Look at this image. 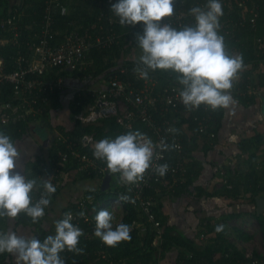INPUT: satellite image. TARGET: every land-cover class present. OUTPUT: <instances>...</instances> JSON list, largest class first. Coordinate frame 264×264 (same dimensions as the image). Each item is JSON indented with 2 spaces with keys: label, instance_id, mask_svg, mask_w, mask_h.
<instances>
[{
  "label": "built area",
  "instance_id": "built-area-1",
  "mask_svg": "<svg viewBox=\"0 0 264 264\" xmlns=\"http://www.w3.org/2000/svg\"><path fill=\"white\" fill-rule=\"evenodd\" d=\"M232 2L237 3V7L244 10L241 11L243 15L246 13V4L251 2L253 9L249 21L254 23L256 14L253 10L257 7L254 1L220 0L222 10L228 9ZM206 3L207 0H202L197 6L203 8ZM59 6L60 0L44 1L41 21L34 23L37 30L29 36L27 42L29 55H23L18 50L12 58L11 65H9V67L11 66L10 70H6L4 59L0 57V95L4 90H8L13 100V103L10 101L0 103V128L6 126L16 116L29 124L42 118L47 108L55 102V95L60 94L66 88L62 76L64 72L85 71L86 67L92 64L88 61L90 51H110L128 42L134 34L143 32L142 23L135 26H121L118 22L119 18L110 11V8L108 13L102 12L97 17L102 25L96 28L97 35L95 37L86 36L87 30L84 34L68 31L60 42H56L55 19ZM189 10H176L172 17L162 21V23L168 22L178 30L183 27L186 19L193 21L194 25V17L190 15ZM21 36L19 21L15 14L0 17V48L11 45L16 46ZM261 42L260 39L257 40L258 44H261ZM111 70L112 68L105 73ZM128 72L127 66L123 65L111 71L112 75L105 79L102 86L98 88L70 87L73 92L71 98L73 104L79 106L81 101L85 102L84 108L75 114L73 119L82 128L98 126L103 120H114L119 128L116 132H120V134L135 131L134 126L136 123L141 125L144 128L143 134L150 138L156 146L153 167L146 171L143 180L137 184H122L118 177L115 184L106 191L117 195L118 198L101 201L94 196H85L73 202L74 210L68 212L72 213V223L75 226L79 227L84 224L93 235L95 229L94 216L100 210L107 209L113 214L114 226L121 223L127 212L123 201H120L119 197L124 195L123 189H127L132 201L127 202V204L138 212V218L133 220L130 225L131 232L137 231L138 234L152 236L149 246L155 251L154 256L160 257L162 253L163 225L157 219L154 211V197L163 190L175 188L187 181V168L179 158L172 162L169 155L170 150L174 151L172 157L178 156L182 152L180 137L176 133L175 126L180 124V119L183 116L187 118L193 116L192 120L197 125L198 132L209 140H214L216 135L211 127L212 110L201 105L198 108H186L184 114L181 112V108L185 106L179 98L180 85L173 83L162 85L151 77L142 79L136 71L132 72V79L128 76ZM259 92V89L249 84L243 90H238L237 94L242 97H254ZM76 99H79V101ZM178 114H182V116L180 117ZM170 129H175V132L169 131ZM96 137V132L92 131L82 133L76 139L64 140L62 144L65 147L56 152L53 164L39 178L44 180L51 178L56 190L61 186L63 176L70 171L75 172V174L90 175L94 173L101 176L100 181L102 182L108 172L106 166L93 157L92 145L97 142ZM162 139L170 146L169 150L161 151L158 147ZM172 145L178 147H171ZM165 163L169 166L167 172L164 176L157 175L154 170L155 165ZM61 167L70 169L66 172ZM216 169L219 177L218 188L226 186L230 189L231 185L227 183L228 178L238 174L236 162L231 160L219 163ZM43 191L41 186L32 199L33 203L40 198ZM81 212L84 213L82 217L79 215ZM261 241L263 245V235ZM242 244L240 246L236 245V249L243 254L245 259H251L254 251H248V249L242 247ZM229 252L232 251L229 250L224 254L226 259L230 257ZM256 253L261 256L264 255L263 249ZM97 255L104 264H139L138 262H130L127 259L114 260L103 250L99 251ZM181 263V261L178 262V264ZM146 264H161V260ZM217 264L232 263L230 260V262ZM233 264H240L239 260ZM252 264H258V262L253 260Z\"/></svg>",
  "mask_w": 264,
  "mask_h": 264
},
{
  "label": "clouds",
  "instance_id": "clouds-1",
  "mask_svg": "<svg viewBox=\"0 0 264 264\" xmlns=\"http://www.w3.org/2000/svg\"><path fill=\"white\" fill-rule=\"evenodd\" d=\"M110 11L119 18L121 26L143 25V34L136 37L141 55L134 70L140 78L147 79L149 71L157 70L177 74L181 86L179 98L186 108L204 105L215 111L235 103L230 92L244 63L242 56L228 54L224 38L219 34V19L223 15L220 0H207L203 8H191L194 25L179 30L168 22L162 23L173 16L174 0H118ZM169 131L175 132V129ZM155 147L150 138L137 130L95 142L92 154L106 165L109 174H118L122 184L133 185L141 182L146 171L153 167ZM158 147L161 151L170 148L163 139ZM20 158L17 143L0 132V218L15 220L24 213L35 224L44 217L56 188L51 178H39L44 191L33 203L31 193L37 187V179H29L17 171ZM168 167L167 163L158 164L154 170L164 176ZM119 200L132 202L128 195H121ZM79 215L82 217L84 213ZM72 220V213H65L55 222V234L47 235L43 241L35 236L18 235L15 230L0 232V255H14L16 264H65L60 253L65 250L83 253L78 244L84 233ZM113 220V214L107 209L95 216L93 235L107 247H116L131 239L130 226L125 223L114 226ZM224 227L217 225L215 231L222 232Z\"/></svg>",
  "mask_w": 264,
  "mask_h": 264
},
{
  "label": "trees",
  "instance_id": "trees-1",
  "mask_svg": "<svg viewBox=\"0 0 264 264\" xmlns=\"http://www.w3.org/2000/svg\"><path fill=\"white\" fill-rule=\"evenodd\" d=\"M44 1L45 0H23V6H21L20 9H18L15 12H18L17 14L14 12L13 9H8V0H0V13L2 12V17H8L15 13L17 16V19L19 21L20 31H21V38L19 39V43L14 46H8V47H2L0 48V57L4 59L6 70H10L9 65L12 63V58L14 55H16V52L18 50L21 51L23 55H29L30 51L27 46V42L29 40V36L36 32L37 27L34 26V23H39L41 21L42 17V10L44 7ZM256 3L257 7L255 10L256 18L254 23H251L249 21V18L252 17V4L251 2H248L246 4V13L243 15L241 13V10L237 7V3L232 2L230 7L223 11V15L219 19V34L223 36L224 43H225V49L228 52V54L236 56H242L244 68L243 70L238 74L237 79L233 82V87L231 89V96L233 97L235 103H238L242 106H252L254 104V99L251 97H242L237 94L238 90H243L247 85L253 84L254 79L252 77V71L253 69L257 70L258 72H262L264 70V0H252ZM118 2V1H117ZM202 2V0H174V11L185 9L188 11L192 6L196 7L198 3ZM255 5V6H256ZM254 6V7H255ZM227 12V14H226ZM1 15V14H0ZM228 20L229 22H227ZM55 26L60 29H62L65 24L66 20L63 19V17H60L57 15L55 19ZM193 21L190 19H186V21L183 24L184 26H192ZM182 27V28H183ZM120 29V28H118ZM143 32L134 34L132 37L129 38L128 43L134 42L136 40V37L138 35H142ZM260 39L262 42L261 44L257 43V40ZM56 42H58L56 40ZM122 48V45H119L117 48H114L110 51H96L92 50L88 54V61L92 62V64L88 67H86L85 71L82 72H74L70 73L72 77L79 79L81 81H87V80H94L98 78L99 76L104 77V79H108L110 75H112L111 72L105 73L107 70L114 68L115 63L112 60H109V62L105 63L106 60L113 54H117L119 50ZM253 63V65H252ZM123 65H126L128 68V76L132 78V72L137 67V63L135 61H129L125 60ZM248 66H251L250 72L248 71ZM67 72V71H66ZM64 72L62 76H66V74H69L68 72ZM105 73V74H104ZM148 77H151L153 79H156L159 84L162 85H168V84H178L177 82V74L171 72V71H149ZM147 77V78H148ZM133 79V78H132ZM142 84V83H141ZM236 94V95H235ZM11 93L8 90H4L3 93L0 95V103L8 102L10 101L13 103L11 99ZM55 102L54 106L56 108V104L59 102L58 99V93L54 97ZM79 101V99H76ZM85 104L80 102L79 106H75L74 104L71 106L72 114L75 115L78 112H80L84 108ZM60 107V106H58ZM57 107V108H58ZM50 108H47L45 113L43 114V117H46V114L49 112ZM181 112L185 114L186 107L181 108ZM178 116H182V114H178ZM224 113L222 108L217 109L215 111H212V121H211V127L214 131L216 137L214 140H209L204 135L200 134L197 129V125L193 122L192 118L193 116H189L188 118L183 116L180 119V124L184 123L189 126L190 133H176L180 137V143L182 146V152L180 155L174 156V151L170 150L169 155L171 156L172 162H174L176 159H180L181 163L187 168V183L185 185L179 186L178 191L175 192L176 196L181 195L186 189V192L191 186V177L193 175L198 174L199 168L197 167V162H195L193 155H191L192 151L197 147L196 145V139L202 138L204 139L205 143L211 142L214 143L215 140L218 138V132L220 130L222 121H223ZM135 131H140L143 133L144 128L139 125L135 124L134 126ZM118 126L114 123V120H103L100 122L98 126H87L85 128H80L78 123H75L74 130L69 133H64V136L71 137L72 139H76L79 137L82 133H90L92 131H95L97 134L96 140L99 141L104 138L108 139H114L117 135H120V132H116L118 130ZM29 130V123H27L25 120H22L21 118L14 117V119L10 120L6 126H3L0 128V132L8 135L11 137L14 143L17 141H20L25 133ZM105 130H107L105 132ZM71 135V136H70ZM214 141V142H213ZM260 139L254 140H243L239 144V147L241 148L242 152L246 151V147H251L256 145V148H261L260 145ZM264 146V145H263ZM262 151H264V147L261 148ZM261 151V152H262ZM49 157L50 160L54 161V156H56V149L52 147L49 149ZM252 152V151H251ZM264 155V153H263ZM256 151H253V153H250L247 157L248 166L250 163L255 159ZM35 163H32L31 168L33 171L29 172L27 174V178L29 179H37V187L33 190L31 193L32 199L36 195L38 189L42 186V181L39 180L40 175L43 174L45 170H47L46 165L42 162V159H37ZM233 160V158L231 159ZM236 162V166L238 169V174L234 177L228 178V184L231 185V188L228 189L226 186H223V189L228 190L227 195H231L234 200L238 199L240 196H244L246 193L249 194L250 201L253 202L254 198L260 193L264 192V183L262 182V178H258V172L255 170V166H251V174H246L242 177L240 174L241 169L240 164L234 159ZM29 165V166H31ZM30 168V167H29ZM217 167L215 166V173L217 174ZM62 170L68 172L70 168H63ZM29 170V169H28ZM77 178L76 180H88V179H101V176L96 175L94 173L87 175V174H76ZM242 178L245 180V183L252 184L251 187L243 185L241 187V181ZM57 191V190H56ZM124 195H128L130 197V194L127 193V189H123ZM195 193V197L199 198L202 195H204V192L195 189V192L191 191L190 194L193 195ZM243 193V194H242ZM55 195L51 194L50 198ZM96 197L98 200H107L112 198H118L117 195L111 193V192H104V191H97L95 193H90L89 195H86V197ZM239 200V199H238ZM158 201V200H157ZM124 207L126 210V214L124 215L121 223H125L127 225H131L132 221L137 219L138 212L133 210L131 206L127 204V202H123ZM161 204L158 202L157 205L154 207V211L156 214L157 219L163 223L161 212H160ZM74 206H71L63 211L61 219L64 217V214L68 211H73ZM96 216V215H95ZM94 216V220H95ZM231 218H234V215L230 216ZM257 219V221L260 224V227L262 229V235H263V242H264V215L256 216L253 215ZM42 220V219H41ZM40 221L33 224L31 221V218L27 217L24 213H21L18 215L17 224H25L29 225L35 228L37 232L40 235V240L43 241L44 238L47 237L45 231L40 228ZM6 223L5 217L0 218V227L4 226ZM80 229L83 230L84 235H82L79 239L78 247L83 249L82 254H75L72 252H68L65 250L64 252L60 253L62 259L64 260L65 264H104L103 261H100L98 258L97 253L101 250L105 251L108 255H110L114 260L119 259H127L130 262H138L139 264H146V263H152L158 260H162L165 257L164 251L171 249L172 247H182L183 249L180 250L178 259L184 260V264H217V263H226L230 262L235 263L239 260L240 264H252V261L258 262V264H264V255L260 256L257 253L253 252L251 259H245L243 257V254L239 252L236 249V246L233 244H230L228 241H226L224 237L225 230L219 233H216L215 239L213 240V244L209 245L203 249L198 248L195 246L194 243H192L191 240L183 238L180 234L175 233L173 227H166L163 228V242H162V253L160 254V257L154 256V250L149 246L152 240V236L145 234H138L137 231H133L130 233L131 239L126 242L120 243L116 247H107L104 244L100 242V240L96 237H93L91 235V231L89 228L81 224L79 226ZM236 235L241 238L244 241H247L250 239L249 236L245 234H241L238 230H235ZM152 235V234H151ZM229 250L232 252H229L230 257L229 259H226L224 257V254L227 253ZM188 255L191 254V257L188 258ZM7 254L0 255V263L5 264L4 260L6 258Z\"/></svg>",
  "mask_w": 264,
  "mask_h": 264
},
{
  "label": "crops",
  "instance_id": "crops-1",
  "mask_svg": "<svg viewBox=\"0 0 264 264\" xmlns=\"http://www.w3.org/2000/svg\"><path fill=\"white\" fill-rule=\"evenodd\" d=\"M8 1L9 5L7 12L11 9L15 12L23 6V0ZM117 1L118 0H60V8L59 10L57 9V15L63 17V19L66 20V24L62 29H60V27L58 28V26L56 27V40L60 42L68 31H76V33L84 34L87 30L86 36L90 35L91 37H95L97 35L96 28L102 25L97 17L102 12L108 13L109 9L113 4L117 3ZM15 13L17 14L18 12ZM0 14V17H2V12ZM116 28H118V26H116ZM121 29L124 30L123 28ZM108 60L114 62L111 56ZM251 69V66H248L249 72ZM252 77L254 79L252 85L260 91L257 96L251 97L256 98V100L254 99V104L246 107L234 103L228 108H222L224 117L218 132V138L215 142L205 143L202 138L196 139L197 147L192 151L191 155H193L194 160L196 159L195 162H197L199 171L198 174L191 177L190 180L192 181V184L188 191L186 192L185 189L181 195L176 196L175 192L178 191L179 186H182L178 185L175 188L163 190L160 194L154 197L155 206L158 202L161 204L160 212L163 220V228L164 226L173 227L175 233L180 234L183 238L191 240L192 243L200 249L213 244V240L217 233L215 231L217 225L222 224L225 226L223 238L226 241L229 240L230 234L228 235V228H230L235 240L240 243L249 242L251 240V235L248 234L245 228L248 227L247 224L250 220L256 221L259 225V230L262 232L259 222L253 217V215L257 216L255 198L264 192H260L254 198L253 202L250 201L249 194L247 193L244 196H240L238 198L239 200H234L230 194L227 195L228 190L223 189V187L218 188L219 177L215 173V166L217 167V165L222 162L231 161L233 158V160L235 159L239 164L241 162L239 168L241 169L240 174L242 177L246 174H251V166L253 165L258 172L257 177L262 178V182L264 183V155L263 157L260 155L257 159L255 156V159H253L249 166L246 160L251 151L252 153L253 151H258L257 155L264 153V151H262L261 148H256V145L246 147L245 152H242L239 147L241 141L247 139H254L255 141L260 139L261 144L264 143V119L261 114V96H264V70L258 72L253 69ZM63 80L66 88L58 94L59 102L56 104V108L51 105L46 117H43V115L42 118L36 121L39 123V131L33 129L31 130L32 132L29 133L28 130L23 138L16 142L17 147L21 151V158L18 161L19 167L17 169L21 174L25 173L27 176L29 172H32L33 170L31 168L33 167L31 164L38 161L37 159L39 158L42 159V162L47 168L50 167V165L53 164V160H50L49 149L52 147V149L55 148L56 152H58L65 147L62 144L64 140L72 139L71 137L64 136V133L71 134L70 132H72L75 127V121L73 119L74 115L71 114L69 107L70 104L67 103L68 100L71 99L69 97L73 94L70 87H80L75 83V81L79 79L72 77L69 73L66 74V76H63ZM94 80L103 83L105 79L102 78V76H99ZM85 82L86 81H81L80 83ZM83 87L88 86L86 85ZM64 98L66 99V103L63 102ZM65 104H67L68 111V117L66 116V119L69 121L68 126L65 122L60 123L63 121L60 119L57 120L58 117L56 118L57 113L60 112V110L57 111V107L60 106L62 108L63 106L64 109ZM55 121L56 125L54 124V126L53 123ZM46 126H48L49 129H52L56 135L49 137L50 135H47L48 132L44 130ZM175 129L178 133H190L189 126L184 123L176 125ZM40 141L43 143H39ZM47 145H49L48 152L43 154L41 150L44 147H47ZM101 163L105 165L102 161ZM71 174L72 172L70 171L63 176L64 183H61V186L54 193L55 195L50 198L51 203L45 208V215L40 222V228L45 231L46 235L55 234V222L61 219L60 217L62 216L63 211L71 207L73 202L89 195L90 193H95L101 190L102 182L99 179L72 180L69 178ZM117 178L118 174L112 175L113 181H116ZM69 179L70 181H67ZM241 183V187H243V185L251 187L252 185L248 183L244 184L245 180L243 178ZM113 185L114 184L112 183V186ZM195 189L203 191L204 195L199 198L194 196L195 193L191 195L190 192H195ZM117 214L119 218V212ZM232 215H234V218L230 217ZM261 215H264V211ZM17 220L18 217L15 220H9L5 217L6 223L4 226L0 227V232L15 230L18 235H22L26 238L35 236L37 230H35L34 227L25 224H17ZM232 221H237L240 225L243 224V228H241V226L230 227L228 224ZM235 230H238L242 235L245 234L249 236L250 239L247 241L242 240L236 235ZM229 243L235 246L237 245L236 243ZM262 246L264 251V242ZM182 249V247H172L164 252L162 251L163 254L165 253V257L161 260V264H178V255ZM256 252L257 251H255V253ZM187 256L190 258L191 254H187ZM180 261L182 262L181 264H184V260L181 259ZM4 263L16 264L15 256L7 254Z\"/></svg>",
  "mask_w": 264,
  "mask_h": 264
},
{
  "label": "rangeland",
  "instance_id": "rangeland-1",
  "mask_svg": "<svg viewBox=\"0 0 264 264\" xmlns=\"http://www.w3.org/2000/svg\"><path fill=\"white\" fill-rule=\"evenodd\" d=\"M240 10L244 11L242 8ZM118 53L119 54H117V55L113 54L111 56L112 59L114 60V63H115V67L112 68L111 71L123 66V63H124L125 60L135 61L136 62L138 60L139 56L141 55V50L139 49L138 45H136V40H135L134 42H130V43L126 42L125 44H122V48H121V50H119ZM107 62H109V60L105 61V63H107ZM111 71H109V72H111ZM80 82L81 81H79V80L75 81L76 85L78 84L77 86H86L87 85L89 88H98V87H100L102 85L101 81H95V80H87L86 81L87 83L86 82L85 83H80ZM69 98H72V95ZM63 100H64L63 102L66 103V99L64 98ZM81 102L83 103V101H81ZM67 104H70L69 107H70V111H71V114H72L71 106H72L73 102L71 101V99L68 100ZM67 104L64 105V109H63V106H62V108L58 107L57 111L60 110V112L57 113L56 118L58 117L57 120L60 119V120L63 121V122H60V123H64L65 122V124L68 126V122L69 121H68V119H66V116L68 117V115H67V113H68ZM72 115H71V118H72ZM38 124L39 123H37L36 121L31 122L29 124V133H31L32 132L31 130H33V129H37L39 131L40 128L38 127ZM54 124L56 125V121L53 123V125ZM44 130L48 132L47 135H50L49 137H53V135L54 136L56 135V133L52 129H49L48 126H46V128ZM36 140L38 141L37 138H36ZM39 143H43V142L40 141ZM49 145H47V147H44L41 150L43 154H46L48 152V146ZM260 145H261V148L264 147L263 146L264 143L261 144V142H260ZM257 152H256V159L260 155L263 157V153L257 155ZM240 165H241V162H240ZM69 178L73 180V179L77 178V175L75 174V172H72V174L70 175ZM70 179L67 180V181H70ZM61 183H64L63 178L61 180ZM228 225L230 227H236V226L240 227L241 226V228H243V224L240 225V223L237 222V221H235V222L232 221ZM247 226L248 227H246L245 229L247 230L248 234L251 235V240L249 242L243 243L242 247L248 249V251H254V252L255 251H261L263 249V246H262V241H261L262 240V234H261L260 230L258 229L259 225L256 223V221L250 220L248 222ZM228 230H229L228 231V235L230 234L228 241L231 242V243H236L238 246H240L241 243L234 239V235L231 232L230 228H228Z\"/></svg>",
  "mask_w": 264,
  "mask_h": 264
},
{
  "label": "water",
  "instance_id": "water-1",
  "mask_svg": "<svg viewBox=\"0 0 264 264\" xmlns=\"http://www.w3.org/2000/svg\"><path fill=\"white\" fill-rule=\"evenodd\" d=\"M261 114H262V117L264 119V96H261ZM112 182H113V184H115V181H113V179H112V175L107 174L102 180L101 190L104 192L108 191L112 187V185H111ZM255 205H256L257 216H260L261 213L264 211V193L259 194L255 198ZM35 237L37 239L40 238V235L38 232H36Z\"/></svg>",
  "mask_w": 264,
  "mask_h": 264
},
{
  "label": "flooded vegetation",
  "instance_id": "flooded-vegetation-1",
  "mask_svg": "<svg viewBox=\"0 0 264 264\" xmlns=\"http://www.w3.org/2000/svg\"><path fill=\"white\" fill-rule=\"evenodd\" d=\"M38 133V132H37Z\"/></svg>",
  "mask_w": 264,
  "mask_h": 264
}]
</instances>
